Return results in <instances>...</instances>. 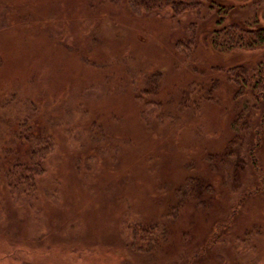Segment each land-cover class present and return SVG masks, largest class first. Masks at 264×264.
Instances as JSON below:
<instances>
[{"label": "rangeland", "instance_id": "374dc122", "mask_svg": "<svg viewBox=\"0 0 264 264\" xmlns=\"http://www.w3.org/2000/svg\"><path fill=\"white\" fill-rule=\"evenodd\" d=\"M256 1L193 0L196 20L171 19L164 3L136 16L112 0L94 17L82 0H0V173L6 148L25 152L16 125L54 143L30 211L0 223V264H264V44L211 45L236 25L264 37ZM193 21L195 46L176 54ZM237 68L241 99L224 72ZM155 69L166 98L150 85ZM213 78L218 105L203 101ZM175 83L189 107L167 96ZM145 89L155 105L141 116ZM190 177L210 192L180 193L175 208ZM5 195L0 182L1 219L12 211ZM139 224L163 227L158 252L137 251Z\"/></svg>", "mask_w": 264, "mask_h": 264}, {"label": "trees", "instance_id": "16d2710c", "mask_svg": "<svg viewBox=\"0 0 264 264\" xmlns=\"http://www.w3.org/2000/svg\"><path fill=\"white\" fill-rule=\"evenodd\" d=\"M109 1L112 0H82L83 4H86L85 7H93L92 11H89L91 15L97 16L95 14V10L97 9L98 13L103 15L104 13L110 12L109 10ZM115 1V0H114ZM127 2V12L129 14H133L136 16H140L141 14H149L153 9L156 8H162V4H166L167 6L170 5V10H171V19L177 18L180 14L184 13L185 15L189 13V15H192V11L196 12V20H198V12L200 11V7L198 5H195L193 3V0H188V5L178 2V0H124ZM86 2V3H85ZM125 7V5H124ZM83 8V7H82ZM103 10H102V9ZM123 8V7H122ZM121 8V10H123ZM105 10V11H104ZM103 13H102V12ZM114 11V10H113ZM90 16V15H89ZM98 17V16H97ZM197 21H193L190 24H188L187 32H188V40L185 42H179L176 41L173 44V49L176 52V54H184V53H189L188 51L195 46V37H196V27ZM227 29V28H226ZM232 30V31H231ZM221 32V37L219 38H214L211 40V45H218L221 44L220 47L223 46V48L226 49H234L237 48L238 44H241L243 42H250V46L252 45H260L264 44V37L261 35L262 31L257 30V32H250V31H244L243 29H240L237 25L234 27H231V29L227 30H222ZM215 32H211V35H213ZM217 35V34H216ZM118 39V38H117ZM120 40V39H118ZM117 40V41H118ZM122 41V39L119 41V43ZM238 69L237 75H234V77H231V70H226L224 71L228 76L230 77V82L232 83V86L234 85L237 88V91L235 93V98H245V91L244 89L246 88V77H245V72L243 69ZM154 70V69H153ZM156 70V69H155ZM219 71H223V69L218 68ZM241 74V75H240ZM162 75L161 71H154L149 78V82L151 87L157 86L160 80V76ZM239 76H241L239 78ZM234 78V79H233ZM238 78V79H236ZM239 82L241 85H239ZM218 80H215L214 78L211 79V81L208 83L210 87L205 90L209 91L210 94H207L205 98H203V101L207 102L208 104L210 102L212 103H217L221 98L219 95L218 90ZM254 83H257L254 81ZM173 91L170 90L166 94L169 98L173 97L176 92L177 87H179L178 83H175L173 85ZM205 86V85H204ZM248 87V86H247ZM159 86H157V91L156 93L158 94L159 99L166 98L165 94L161 92V90L158 91ZM256 89V85L254 86ZM201 91L203 90V84L200 89ZM200 91V92H201ZM149 93L147 89H145L141 95H138L136 93V99L140 103L141 102V112L140 115H146L147 112L144 111V109L148 108L149 106L155 105L152 103L151 100L149 99H144L145 96ZM164 94V95H163ZM142 96V97H139ZM177 94L175 95V100H178L176 98ZM200 96V95H199ZM178 100V105H180L181 108H186L187 106L189 107L188 103L191 102L188 98L185 97V95L182 93ZM202 98V97H199ZM148 100V102H146ZM246 100V99H245ZM154 101V100H153ZM156 102V101H155ZM159 102V101H157ZM247 104L245 105L244 108V114L246 112H249V102L246 100ZM200 105H197V108ZM258 106V105H257ZM258 109L260 110V107L258 106ZM261 111V110H260ZM26 113L29 111L25 110ZM25 113V115H26ZM243 118V117H241ZM26 118H24L25 120ZM240 119V118H239ZM264 119V116H263ZM260 126L264 128V120H260ZM16 127H19L18 131L14 133V139L15 141H19V143L23 144V147L25 149L24 154L22 155L19 150H13L10 148H6V155H8V158L4 157V161L6 162L7 167L1 170L0 173V182H3L4 187L6 189V195L3 198V201L5 204H8V208H11V212L3 213V210L1 211L3 215V219L0 218V223L2 221L8 219V214L9 213H16V210L19 211H24L28 213L30 211V208H32V203L36 202L37 199V183L39 179L46 173L44 163L46 159L49 157L50 153H52L54 143L50 140L49 137L43 135V134H33L30 131V127L25 124V122H22L20 125H16ZM22 127V129H20ZM262 132V130H261ZM256 133V132H254ZM255 143L258 144L257 140ZM0 151L2 153V147L0 148ZM14 151V152H13ZM1 159V157H0ZM2 161V160H1ZM4 164V162L2 161ZM251 165L252 162H251ZM208 185L203 186L199 182V180L195 179L194 177H190L184 181H182L179 186L176 188L175 192L177 194V207L182 206V203L185 202L186 200H179L178 194L182 193L186 198H191L194 199L196 195H202L205 193H209L210 191L208 190ZM204 190V191H203ZM2 201V202H3ZM191 201V200H190ZM189 202V201H187ZM174 208V209H175ZM170 214V212H169ZM133 235L134 234H139L144 240L141 239L142 242L146 243V246H141L137 247L138 252H144L147 254H151L154 251H157L162 244L166 241V232L163 230V227H159L158 224H139L137 226H134L131 229ZM4 238L9 241V242H17L15 238H18L17 236L14 235V233L9 232V235H4ZM158 252V251H157Z\"/></svg>", "mask_w": 264, "mask_h": 264}, {"label": "flooded vegetation", "instance_id": "af4514ba", "mask_svg": "<svg viewBox=\"0 0 264 264\" xmlns=\"http://www.w3.org/2000/svg\"><path fill=\"white\" fill-rule=\"evenodd\" d=\"M262 3H264V0H257L256 1V8H259V6L262 4ZM259 31H261L260 29H259Z\"/></svg>", "mask_w": 264, "mask_h": 264}]
</instances>
